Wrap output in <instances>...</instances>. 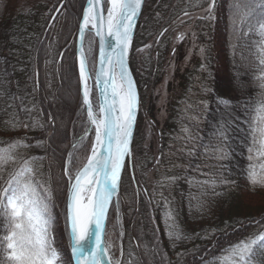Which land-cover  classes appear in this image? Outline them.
Here are the masks:
<instances>
[{
  "label": "trees",
  "instance_id": "1",
  "mask_svg": "<svg viewBox=\"0 0 264 264\" xmlns=\"http://www.w3.org/2000/svg\"><path fill=\"white\" fill-rule=\"evenodd\" d=\"M174 1L147 0L136 31L135 45L154 40L158 54L155 66L146 65L154 81L148 87H156L163 76L161 59L168 55L179 19L207 9L193 24L203 60L183 77L184 94L160 137L155 165L169 180L165 203L149 212L150 203L142 202L140 194L129 198L122 192L121 222L119 217L112 222L114 243L120 244L123 263L132 244L137 264H219L233 246L255 240L259 242L252 257L264 264V249L259 248L264 241L258 239L264 235V207L250 205L252 198L264 194V186L248 178L249 173L258 180L264 177V0H215L211 9L210 0ZM16 2L0 4V149L14 158L0 170V186L9 173L30 161L38 194H44L43 188L51 191L52 238L63 240L65 246L56 248L67 261L70 243L61 225L67 188L64 164L67 144L84 125L74 111L79 108L76 97L68 98L71 89L66 86L63 92L59 87L63 77L55 60L61 44L55 36L47 47L44 43L50 15L17 14L12 7ZM183 48L184 43L174 53ZM221 57L225 65L218 66ZM47 70L52 72L51 87L44 85ZM144 85L138 84L140 93ZM87 142L74 152V168L82 166L87 149H81ZM139 160L134 170L138 191L145 185L141 174L152 164L142 159L139 168ZM126 170L127 180L131 175ZM115 209L113 205L107 228ZM150 213L156 229L149 224ZM145 237L150 244H144ZM4 257L0 251V260Z\"/></svg>",
  "mask_w": 264,
  "mask_h": 264
},
{
  "label": "snow or ice",
  "instance_id": "2",
  "mask_svg": "<svg viewBox=\"0 0 264 264\" xmlns=\"http://www.w3.org/2000/svg\"><path fill=\"white\" fill-rule=\"evenodd\" d=\"M142 4L143 0H87L82 14L78 33L81 41L79 80L83 84V105L93 126L94 139L81 167L72 166L71 154L64 164L68 260L64 261L53 246L51 191L43 188L44 194H38L37 185L31 180L30 161H24L0 186V220L3 221L0 230L4 233L0 236V251L5 254L0 264H73V261L74 264H111L108 250L112 245L106 221L109 206L118 194L125 159L131 155L130 144L139 108L126 57ZM213 7L215 0H210L209 9ZM260 29L264 37V22ZM86 35L90 45L95 38L99 44V67L95 75L99 87L98 110H94L88 85L95 62H90L85 54ZM91 51L89 46V53ZM261 62L264 63V59ZM13 159L9 150L0 149V170ZM248 178L253 185L264 186V177L258 180L256 174L249 173ZM258 239L264 241V235ZM255 243V240L240 242L230 251L243 261L245 253L250 252ZM259 248L264 249V243Z\"/></svg>",
  "mask_w": 264,
  "mask_h": 264
},
{
  "label": "rangeland",
  "instance_id": "3",
  "mask_svg": "<svg viewBox=\"0 0 264 264\" xmlns=\"http://www.w3.org/2000/svg\"><path fill=\"white\" fill-rule=\"evenodd\" d=\"M3 1L4 0H0V4H2ZM10 1L13 3L17 0ZM86 3L87 0H18L12 5V7L16 9L17 14L27 15L32 11L33 13L43 11V13L50 15V29L45 35L44 43L47 47L52 40L51 38L55 36L57 39L56 43H58L57 45L60 47L61 44V51L57 54L55 60V64H57L59 67L60 73H62L63 77L62 83L58 82L59 87L62 86L63 92L66 86L71 89L69 92H67L69 95L68 98L73 100L76 97V103L77 106L79 104V108L78 110L76 108L77 112L76 110L74 111L75 113L80 114V119H82L81 123L84 125V128L79 133V135L73 136L72 141L67 144V148L69 149L68 156L69 154L72 155V161H75V155H73L74 152L77 151L87 140V146H84L81 150L83 151L88 149L90 142H92L94 139L93 126L90 125L88 121L86 115V106L83 105V91L81 81L79 80V56L77 55V35ZM176 3L177 0L174 1L173 5ZM207 11V9L201 10L194 15H184L179 19L178 25L180 28H178L170 41L168 55L165 56L164 59H161V73L163 76L156 87H148V85H151L154 81L146 69V65L149 64L150 66V64H154L155 66L158 61V54L155 52L156 45H154V40L143 42L141 44L138 43L140 45L137 44L138 46H136L135 37L133 39L129 58L130 65L137 85L139 83L145 85L143 86L142 93H139L140 112L132 147L131 166L127 165L130 170L131 178L130 176L127 180L126 177L123 178L121 186L122 191H120V194L117 198L118 203L116 201L113 204L116 206V209L114 214L111 216L112 219L110 218L111 224L109 228H107L108 237L112 245L108 250V257L111 260V264H137L136 251L132 244L128 245L127 253H125L126 261L123 263L120 244L118 243L117 245L114 243L116 242V237L113 234L114 225L112 222L117 220V217H119V222H121L122 210L121 206H118L121 201V193L123 192L124 197L129 198H132L133 194H140L137 196L144 197L140 198L142 202L147 201L148 204L150 203V206H148L149 212L158 207V205L164 202L165 198L167 197L166 187L169 184V180L163 176V173H158L155 165L160 154V137L167 131L168 125L172 121L175 105L177 102H179L184 94V90L181 87L183 77L186 76L189 70L198 67L202 63L204 49L202 48L198 39V34H196L195 30L193 29V24L195 20L203 17ZM182 43H184L182 53H174V50L177 49ZM89 46H91L92 49L90 53ZM202 49L203 52L201 51ZM84 51L85 54L89 56L90 62H95L94 66H92V78L88 80V84L92 90L94 110H98V96L95 81L98 55L97 38H95V40L90 45L89 38L86 35L84 41ZM221 65H225V61L222 57L218 59V66ZM45 73L46 75L44 74L45 77L43 78L44 85L46 87H51L53 84V82H51L52 72L47 70ZM75 76L78 78V80H75ZM24 134L25 133H22L20 136H24ZM82 137L84 139L81 143ZM52 138H54V136L51 137V140ZM73 145H77V147L74 148ZM137 158L140 159V162L138 163L139 168L146 159L152 160V164L148 166L141 174L140 179H143L142 182H144L145 185L143 184L144 188H141L139 191L137 188L139 177H137V175L134 173L135 160ZM142 159H144V161L141 162ZM250 205L256 208L264 207V194L259 197L252 198ZM146 207L147 206L145 205L144 208ZM150 216L151 219L149 224L153 225V229H156L157 225L153 220V214L150 213ZM60 223L61 222L57 224V228L60 226ZM61 225L63 229H66L64 222ZM258 242L259 241H256L255 244H252L251 251L245 253L243 261H241L238 254H234L230 251L219 262V264H263L252 257L254 247L256 244H258ZM150 243V240H147L145 237L144 244L147 245ZM53 246L56 247L65 245L63 240L56 241L55 237H53Z\"/></svg>",
  "mask_w": 264,
  "mask_h": 264
},
{
  "label": "water",
  "instance_id": "4",
  "mask_svg": "<svg viewBox=\"0 0 264 264\" xmlns=\"http://www.w3.org/2000/svg\"><path fill=\"white\" fill-rule=\"evenodd\" d=\"M146 1L147 0H143V4L141 6V10H140V13L139 15L137 16L136 18V22H135V27H134V30H133V35H132V41H131V45H130V48L128 50V54H127V57H126V63H127V68H128V71L131 75V78L134 82V86H135V89H136V92H137V95H138V99H139V108H138V111H137V115H136V121H135V124H134V127H133V133H132V140H131V144H130V150H131V155H132V147H133V142H134V138H135V133H136V128H137V122H138V118H139V112H140V94H139V88H138V85H137V82H136V79L134 77V74L132 72V68H131V65H130V52H131V48H132V42H133V39L135 37V34H136V31H137V28H138V25L140 23V20H141V17H142V14H143V11H144V7H145V4H146ZM87 8V3H86V7L85 9ZM79 33V31H78ZM97 43H98V38H97ZM80 50H81V41L79 39V34L77 35V55L80 56ZM99 44H98V55H97V66H96V72L98 70V67H99ZM118 71V70H117ZM81 85H82V91H83V84L81 82ZM96 90H97V96H99V87L97 86L96 84ZM131 155L129 157H127L125 159V166H124V169L122 170V174H121V181H120V184H119V187H118V194L116 197L113 198V202L112 204L109 206V209H108V213H107V221H106V227L108 225V219H109V214H110V211L112 209V206L113 204L117 201V198L120 194V191H121V186H122V180H123V176H124V173H125V170H126V167L127 165L131 166ZM73 264H74V261H73Z\"/></svg>",
  "mask_w": 264,
  "mask_h": 264
},
{
  "label": "bare ground",
  "instance_id": "5",
  "mask_svg": "<svg viewBox=\"0 0 264 264\" xmlns=\"http://www.w3.org/2000/svg\"><path fill=\"white\" fill-rule=\"evenodd\" d=\"M142 18V17H141ZM81 23H82V21H81ZM89 85V84H88ZM90 87V86H89ZM91 88V87H90Z\"/></svg>",
  "mask_w": 264,
  "mask_h": 264
}]
</instances>
